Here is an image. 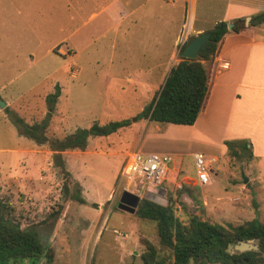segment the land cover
Returning a JSON list of instances; mask_svg holds the SVG:
<instances>
[{
	"label": "rangeland",
	"instance_id": "rangeland-1",
	"mask_svg": "<svg viewBox=\"0 0 264 264\" xmlns=\"http://www.w3.org/2000/svg\"><path fill=\"white\" fill-rule=\"evenodd\" d=\"M161 3L163 10L157 4L155 8L167 11V3ZM42 4L47 13L23 17L27 34H32L25 41L6 33L8 21L16 22L6 19L0 8V101L5 104L0 107V201L22 228L33 227L47 245L40 261L23 264H143L146 242L155 247L159 259L172 261L159 243L155 223L119 210L120 195H112L135 138H140L139 148L171 156L184 179L195 180L192 153L217 158L211 166L216 175H210L207 186L177 189L167 183L155 194L166 200L165 206H171L182 224L193 217L224 228L254 218L264 223V181L251 167L256 163L252 150V163L230 158L223 142L235 139L222 141L223 153L210 131L211 136L199 132L201 124L192 129L149 123L140 131L139 122L108 137L91 138L84 151L61 153L66 175L53 165L47 145L19 135L15 117L27 124L46 121L49 138L89 129L93 123L132 118L157 96L170 66L181 59L182 45L174 43L183 34L179 9L170 10L169 23L158 11L155 19L140 20L141 34L153 33L157 40L136 48L123 43L129 39L123 33L132 28L130 18L98 16L83 24V0H75V25H82L68 42L58 45L64 54L58 55L48 49L50 42L61 41L49 22L51 0ZM202 22L207 31L212 28L208 11ZM55 87L59 94L51 104L47 101ZM173 165L168 164L170 171ZM76 193L83 203L72 198Z\"/></svg>",
	"mask_w": 264,
	"mask_h": 264
},
{
	"label": "crops",
	"instance_id": "crops-1",
	"mask_svg": "<svg viewBox=\"0 0 264 264\" xmlns=\"http://www.w3.org/2000/svg\"><path fill=\"white\" fill-rule=\"evenodd\" d=\"M42 1L46 2V0H0L2 5L0 8L5 18L16 22L12 25L8 21L6 33L12 37H22L24 41L27 36L30 37L32 34L30 31L27 34L28 31L25 30L27 24L23 17L25 14L35 12L47 13L48 10ZM161 1L167 3V11L155 8L157 4L163 10ZM51 4L53 11L49 22L53 32L59 33L61 41L50 42L48 49H55L52 51H56L55 54L58 55H64L58 45L68 42L82 23L85 24L98 16H103V19L111 16L119 17L120 20L130 18L132 28L123 33L129 36V39L123 40V43L136 48L143 46L144 43L148 47L150 43L156 42L153 33L141 34L138 25L140 20L155 19L157 16L154 13L157 11L162 14L160 17L166 23L171 19L170 10L176 12L179 9L182 12L183 34L179 33L176 36L175 45H183L186 38L209 32L220 21L233 24L235 19H244V28L237 33L228 30L219 42L213 58L204 63L208 90L195 123L189 127L196 129L201 124L199 132L205 136L210 131L212 136L218 139L223 153L225 148L221 145L222 141L226 139L247 141L256 162L251 167L256 171V178L264 181V23L256 27L249 26L251 16L264 13V0H83L86 21L77 27L75 0L55 2L51 0ZM204 11L209 12L212 23V28L208 31L201 26ZM172 59L173 51L168 56V64ZM173 65L175 64L170 68ZM149 123L146 120L140 121V131L145 130ZM139 140L140 138H135L130 142V150L155 153L139 148ZM194 154L192 153V158ZM173 166L164 185L172 183L177 189L194 185V180L180 178V164L175 163Z\"/></svg>",
	"mask_w": 264,
	"mask_h": 264
},
{
	"label": "trees",
	"instance_id": "trees-1",
	"mask_svg": "<svg viewBox=\"0 0 264 264\" xmlns=\"http://www.w3.org/2000/svg\"><path fill=\"white\" fill-rule=\"evenodd\" d=\"M263 23L264 13L251 16L249 20V26L252 27ZM243 28L244 19H235L230 31L237 33ZM209 33L210 38L199 51L197 59L181 58L173 65L157 96L132 118L105 124L93 123L89 129H77L62 138L46 136V121L27 124L23 119L15 117L13 123L17 126L19 135L38 145H47L53 153V165L65 175L61 153L84 151L91 138L108 137L142 120L160 125L192 126L208 90L204 63L213 58L219 42L228 33L227 23H216ZM55 89V94L48 99V103L53 104L56 101L59 88ZM223 145L226 146V153L230 158L243 157L246 161L252 159L249 143L245 140L224 141ZM72 198L83 203L77 193ZM135 214L139 219L155 223L159 243L167 248L171 255L172 261L168 264H207L206 262L214 261H219V264H264V223L259 222L257 218L229 228L200 221L195 217L184 225L175 218L171 206H160L145 199L141 200ZM248 240H255L257 251L225 253L229 244ZM46 248L47 245L40 240L35 229L30 226L22 228L10 209L0 201V264L40 261ZM145 249V253L141 255L143 264H166L163 259L158 258L151 243L146 242ZM216 252L219 255L212 257Z\"/></svg>",
	"mask_w": 264,
	"mask_h": 264
},
{
	"label": "built area",
	"instance_id": "built-area-1",
	"mask_svg": "<svg viewBox=\"0 0 264 264\" xmlns=\"http://www.w3.org/2000/svg\"><path fill=\"white\" fill-rule=\"evenodd\" d=\"M217 163L214 157L201 153L193 155L195 172L194 185L204 187L209 184L210 175H215L212 165ZM168 164L173 165V158L155 153H141L130 150L125 154V161L119 173V183L112 195L127 192L140 200L147 193L158 194L170 171ZM180 188V187H179Z\"/></svg>",
	"mask_w": 264,
	"mask_h": 264
},
{
	"label": "water",
	"instance_id": "water-1",
	"mask_svg": "<svg viewBox=\"0 0 264 264\" xmlns=\"http://www.w3.org/2000/svg\"><path fill=\"white\" fill-rule=\"evenodd\" d=\"M232 26H233L232 23H228L227 29L230 30ZM209 38H210L209 32L198 34L192 37L187 42V44L182 48L180 52V57L182 59H189V60L197 59L199 51L207 43ZM4 106L5 104L0 101V107L3 108ZM242 179L244 183L247 182L246 178L243 177ZM143 199L153 202L155 204H158L160 206L166 205L165 199H163L161 196H158L152 193L145 194ZM140 202L141 200L137 196L131 195L127 192H122L119 197L117 208L124 212L134 214ZM257 249L258 248H257V245L255 244V240H248V241L237 242L234 245L229 244L227 246V249L225 250V253L227 254H233L234 252L243 253V252L257 251ZM218 255L219 253L216 252L212 255V257L218 256ZM190 263H191V260H190Z\"/></svg>",
	"mask_w": 264,
	"mask_h": 264
}]
</instances>
